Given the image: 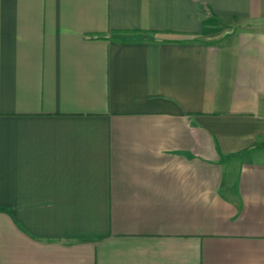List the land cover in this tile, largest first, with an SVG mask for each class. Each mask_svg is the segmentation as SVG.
<instances>
[{"label": "crops", "instance_id": "1", "mask_svg": "<svg viewBox=\"0 0 264 264\" xmlns=\"http://www.w3.org/2000/svg\"><path fill=\"white\" fill-rule=\"evenodd\" d=\"M0 264H264V0H0Z\"/></svg>", "mask_w": 264, "mask_h": 264}]
</instances>
